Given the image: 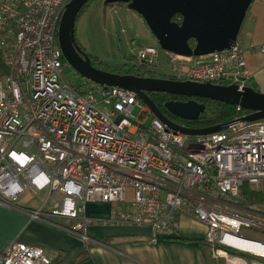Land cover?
<instances>
[{"label": "built area", "instance_id": "built-area-1", "mask_svg": "<svg viewBox=\"0 0 264 264\" xmlns=\"http://www.w3.org/2000/svg\"><path fill=\"white\" fill-rule=\"evenodd\" d=\"M69 1L0 0L6 68L0 73V204L14 207L27 191L60 193L59 207L30 217L74 220L72 232L85 240L90 201L115 206L107 223L147 227L151 243L177 236L186 216L206 227L204 242L214 256L247 264L222 247L246 252L234 240L264 249V242L238 235L241 227L264 232V214L239 194L244 183L264 181V119L244 121L245 110L235 107L222 130L188 136L165 126L132 92L83 78L73 87L64 78L68 64L57 43ZM257 49L264 54V45ZM163 54L170 73L157 70L155 44L136 47V66L145 77L247 86L250 73L237 42L199 57ZM0 264H51V258L41 247L12 241L0 252Z\"/></svg>", "mask_w": 264, "mask_h": 264}, {"label": "water", "instance_id": "water-1", "mask_svg": "<svg viewBox=\"0 0 264 264\" xmlns=\"http://www.w3.org/2000/svg\"><path fill=\"white\" fill-rule=\"evenodd\" d=\"M253 0H104V4L122 3L136 12L162 51L182 57H199L231 48ZM88 0H70L62 13L57 43L63 59L83 79L105 87L132 92L153 116L174 132L188 136L215 133L225 127L219 123L204 128L182 127L170 121L147 93L157 92L188 98L167 101L164 108L173 116L196 121L205 106L191 98L222 102L248 111L244 121L264 119V93L245 86L211 82L178 81L159 77H140L112 73L94 67L75 41V22ZM178 17L179 21L175 18Z\"/></svg>", "mask_w": 264, "mask_h": 264}, {"label": "crops", "instance_id": "crops-1", "mask_svg": "<svg viewBox=\"0 0 264 264\" xmlns=\"http://www.w3.org/2000/svg\"><path fill=\"white\" fill-rule=\"evenodd\" d=\"M237 44L250 73L247 86L264 93V54L257 49L264 45V0H253L250 4ZM249 188L259 194L249 202L241 198L248 208L264 214V185L258 190L251 185ZM60 203V193L50 195L42 190L27 191L14 207L0 204V252L10 242L18 241L41 247L50 256L51 264H228L227 259L214 256L211 247L205 244L206 227L186 216L178 221L177 236L158 238L151 243L152 234L147 227L105 222L114 211L113 204L101 202L86 207L85 214L91 220L85 231L86 240L81 232H72L74 220L47 216L37 219L29 215L39 209L49 212ZM260 239L264 240V235ZM262 259L247 264H264Z\"/></svg>", "mask_w": 264, "mask_h": 264}, {"label": "rangeland", "instance_id": "rangeland-1", "mask_svg": "<svg viewBox=\"0 0 264 264\" xmlns=\"http://www.w3.org/2000/svg\"><path fill=\"white\" fill-rule=\"evenodd\" d=\"M75 41L83 53L104 66H119L123 64V62L136 64V47L154 44L158 47L148 27L136 12L131 11L122 3L105 5L104 0H92L77 16L75 22ZM133 43H135V46ZM158 67L159 69L157 70H160V72L170 73L161 49ZM64 78L73 85L79 84V81L82 79L70 66L65 68ZM247 113L249 112L245 111V114ZM131 114L136 118L139 115V109H134ZM149 123L150 120L147 118L143 126H148ZM262 184L264 185V183L260 182L256 187H251L258 190L259 187H262ZM131 199L132 189L127 188L126 201L129 202ZM103 203L111 204L108 202ZM90 204L96 206V204H101V201L87 202L85 204V209L87 206H90ZM85 213L86 211L84 210V214ZM85 217L88 218L86 214ZM238 235L247 239L260 241V237L264 235V232L259 229L241 227ZM263 241L264 240H261V242ZM246 245L256 247L264 253L260 246L250 243ZM235 251L241 253L242 255H237L243 258L247 263L253 260H263L262 257L249 254L247 251Z\"/></svg>", "mask_w": 264, "mask_h": 264}, {"label": "trees", "instance_id": "trees-1", "mask_svg": "<svg viewBox=\"0 0 264 264\" xmlns=\"http://www.w3.org/2000/svg\"><path fill=\"white\" fill-rule=\"evenodd\" d=\"M92 0H88V2L84 5V7L82 8V10L84 8H86L89 3ZM107 5H111V4H107ZM82 10L79 12V14L82 12ZM78 14V15H79ZM91 64L99 69L108 71V72H112V73H121V74H131V75H135V76H140L143 77L146 74L144 72L141 71L140 68H138L136 66L135 63H129V62H125L124 64H121L119 66H104L103 64L99 63L98 61H94L91 57H89ZM6 71V68L4 67V65L2 64V61L0 59V73H4ZM161 78H166V79H171L170 76H166V75H161ZM219 83H223L226 84L225 82H219ZM73 87L77 88L76 85H73ZM149 98L152 100V102L162 111H164V104L167 101L173 100V101H187L188 98L183 97V96H175V95H170V94H165V93H157V92H150L147 93ZM192 100L203 104L205 106L204 111L199 115L198 119L196 121H188V120H184V122L191 127H195V128H204V127H209V126H213L219 123H223L231 118H233L236 114V108L235 106L229 105V104H225L222 102H218V101H213V100H209V99H203V98H191ZM250 186V185H249ZM247 183H244L242 185V188L240 189L239 193H240V197H242L244 199H246V201L249 202V200L253 199L255 196H257V194H259V192H254L249 188ZM259 198V196H258ZM248 199V200H247ZM223 249L227 250L228 252L235 254V255H242L239 252H236L235 250L226 248V247H222ZM237 255V256H238ZM240 257V256H239Z\"/></svg>", "mask_w": 264, "mask_h": 264}, {"label": "bare ground", "instance_id": "bare-ground-1", "mask_svg": "<svg viewBox=\"0 0 264 264\" xmlns=\"http://www.w3.org/2000/svg\"><path fill=\"white\" fill-rule=\"evenodd\" d=\"M204 226V225H203ZM72 233V232H71ZM231 241V240H230ZM232 242L234 243L235 246H237L239 249L245 250V251H251L252 253H262L258 248L256 247H251L246 245L247 243L243 242V241H234L232 240ZM264 251V249H261ZM264 254V253H262Z\"/></svg>", "mask_w": 264, "mask_h": 264}, {"label": "flooded vegetation", "instance_id": "flooded-vegetation-1", "mask_svg": "<svg viewBox=\"0 0 264 264\" xmlns=\"http://www.w3.org/2000/svg\"><path fill=\"white\" fill-rule=\"evenodd\" d=\"M176 19V18H175ZM165 109V108H164ZM162 113L164 114V116H166L170 121H172L174 124L176 125H179V126H182V127H189V128H195V127H191V126H188L184 120L182 119H179L175 116H173L172 114H170L169 112H167L166 110H162Z\"/></svg>", "mask_w": 264, "mask_h": 264}]
</instances>
